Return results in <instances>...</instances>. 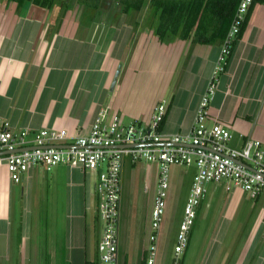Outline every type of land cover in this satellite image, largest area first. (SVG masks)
<instances>
[{"label": "crops", "instance_id": "0c3cea01", "mask_svg": "<svg viewBox=\"0 0 264 264\" xmlns=\"http://www.w3.org/2000/svg\"><path fill=\"white\" fill-rule=\"evenodd\" d=\"M72 5L67 14H63L66 4L48 11L26 3L16 11L15 4L0 0V121H7L17 131H29L28 145H33L32 135L41 129H64L70 135L68 141L86 135L104 109L146 124L152 113L143 120L145 114L136 108L140 85L150 82L146 66L169 63V71L162 77H167L166 83L172 87L160 131L169 137L187 133L222 42L202 44L169 37V42L159 43L152 29L131 27L134 18L129 15L80 11ZM138 66L146 75L136 72ZM162 100L156 98L152 107ZM209 115L207 124L217 119L229 127V146L240 147L252 138L260 140L264 149V3L253 6L241 37L233 45L210 99ZM125 164L132 165L128 158L123 168ZM102 169L86 171L59 164L47 170L32 165L20 182H13L1 164L0 264H85L98 260L96 185ZM223 184L226 192L245 196L250 202L244 208L233 195L225 198L222 206L235 229L247 228L246 242L234 264H264V251H257L264 245L263 199L252 201L242 189L227 191ZM173 185L169 182V197ZM205 206L210 208L211 204ZM130 220L134 225V213ZM163 224L164 219L158 241ZM146 248L147 242L142 251L145 255ZM120 250L119 236L118 263ZM164 250L162 244L160 253ZM215 260L213 255L207 261L215 264ZM158 261L157 256L156 262L161 264Z\"/></svg>", "mask_w": 264, "mask_h": 264}, {"label": "built area", "instance_id": "2783aa9c", "mask_svg": "<svg viewBox=\"0 0 264 264\" xmlns=\"http://www.w3.org/2000/svg\"><path fill=\"white\" fill-rule=\"evenodd\" d=\"M251 3L252 0L239 1L187 133L171 137L161 133V121L167 111L165 100L155 105L146 124L132 121L126 126L118 114H110L104 109L93 120L89 133L77 136L73 141H68L70 135L64 129H41L32 135L33 145H28L29 131H17L7 121H0V165L5 164L13 182H20L32 165H42L47 170L59 164L78 166L86 171L103 168L96 185L99 264H118L120 194L126 158L132 164L142 159L158 164L145 264L157 263L158 232L169 196L172 165L192 166L195 172L176 232L170 264H182L198 207L205 197V184L224 182L227 191L238 187L252 201L262 198L261 216L264 220V149L261 141L248 138L242 146L231 147L228 142L232 135L225 123L213 119L207 124L216 80L226 69L231 47Z\"/></svg>", "mask_w": 264, "mask_h": 264}, {"label": "rangeland", "instance_id": "374dc122", "mask_svg": "<svg viewBox=\"0 0 264 264\" xmlns=\"http://www.w3.org/2000/svg\"><path fill=\"white\" fill-rule=\"evenodd\" d=\"M150 13V9H148L141 14L137 30L151 29L154 17ZM133 26L134 24L131 25V27ZM153 64L149 68L148 65L146 66L149 70L148 81L150 82L141 84L138 90L141 98L139 99L138 95L137 100H139V104L136 105V108L138 112L145 114V119L143 120H147L150 117L153 108L152 104L156 98H164L165 101H168L169 90L172 87L169 83H166L167 77L165 79L162 77L169 71V63H166V65L164 63ZM143 70L141 66L136 67L138 74L146 75V72ZM111 112L113 113V111ZM119 114L120 116H124L121 117L122 124L126 126L130 122L135 121L133 117L125 116L122 112ZM132 165L125 164L122 171L119 236L123 251L126 253L127 250L128 252L129 264H138L144 245L148 242L158 164L154 161L142 159ZM193 172L194 168L192 166L176 164L170 167L169 182H172L174 185L171 196L167 197L164 224L158 241V258L161 264H170L175 235L182 217L186 198L190 191ZM204 187L206 190L205 197L202 205L197 210L195 224L189 234L190 244L188 243V250L184 255L185 258L183 257V264H209L207 260L213 255L217 257L215 264H234L238 250L246 242L247 228L235 229L232 226L233 224L231 225L230 223V217L224 215V208L222 209V206L225 198H230L235 192H226L223 182H210L205 184ZM236 196L238 195H234V197ZM244 197L240 195L236 198H240V206L245 208L249 206L250 202L246 201ZM210 200L213 201L210 202ZM208 202L211 204L210 208H206L207 206H205ZM133 213L135 215L134 225L133 220H130V215ZM99 224L97 222L98 226ZM215 230L217 231L215 232ZM215 239L216 242H213ZM162 244L166 250L160 253ZM260 249L264 251V245L258 248L257 251ZM254 251L256 252V250Z\"/></svg>", "mask_w": 264, "mask_h": 264}, {"label": "trees", "instance_id": "16d2710c", "mask_svg": "<svg viewBox=\"0 0 264 264\" xmlns=\"http://www.w3.org/2000/svg\"><path fill=\"white\" fill-rule=\"evenodd\" d=\"M5 4H15L19 11L26 3L53 10L55 7L66 4L63 14L69 13L70 5L75 10L86 9L91 11L120 12L131 16L134 26L139 23V15L150 9L153 15V34L159 43L169 42V37H178L182 40L191 39L192 43H208L221 41L227 33L240 0H3ZM264 3V0H252L245 15L240 31L233 43L239 39L246 27L249 15L254 5ZM54 7V8H53ZM53 8V9H52ZM81 11V10H80ZM79 11V12H80ZM66 18L63 16L62 18ZM233 45L231 50L233 49ZM229 58V57H228ZM228 61V59H227ZM168 111V109H167ZM167 111L161 121L163 126ZM123 253V254H122ZM183 262V261H182ZM146 263L145 253H141L138 264ZM85 264H99L96 261H85ZM128 264V254L121 247L119 263Z\"/></svg>", "mask_w": 264, "mask_h": 264}, {"label": "water", "instance_id": "95a60500", "mask_svg": "<svg viewBox=\"0 0 264 264\" xmlns=\"http://www.w3.org/2000/svg\"><path fill=\"white\" fill-rule=\"evenodd\" d=\"M141 14H142V12L140 13V15H141ZM118 74H119V68H118V69L116 70V72H115V75H114L113 80H112V83H111V88L114 87L115 82H116V78H117ZM55 146H62V145H55ZM17 150H18V149H17Z\"/></svg>", "mask_w": 264, "mask_h": 264}]
</instances>
